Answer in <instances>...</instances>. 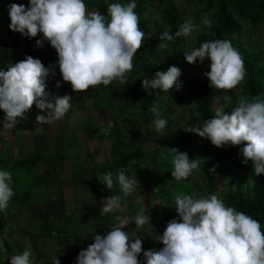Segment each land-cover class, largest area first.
<instances>
[{
    "label": "clouds",
    "instance_id": "clouds-1",
    "mask_svg": "<svg viewBox=\"0 0 264 264\" xmlns=\"http://www.w3.org/2000/svg\"><path fill=\"white\" fill-rule=\"evenodd\" d=\"M136 0L127 4L110 3L106 19L98 11H89L84 0H28L27 5H8L9 29L24 37L36 38V46L45 42L58 54V68L62 81L71 85L79 94L99 85L108 86L113 81L127 84L132 71L133 58L141 49L145 34L140 28V17L134 11ZM157 20L160 17L157 15ZM202 24L209 31L212 21L204 18ZM199 29L193 19L184 21L174 34L161 33L158 45L167 49L175 38L190 37ZM185 61L190 65L208 61L209 71L203 73L211 88L224 92L237 88L246 76L241 53L230 40L216 39L202 42L198 48L185 51ZM55 66L45 67L40 59L31 55L0 69V110L5 114L0 122L5 129H12L33 106L45 114H38V125L53 124L65 117L72 96L48 91L47 80L55 76ZM181 69L170 66L167 71H157L153 78L142 79L141 87L152 95L160 89L169 93L175 87L181 90ZM61 83H56L60 88ZM219 100V98H217ZM228 103L231 96L225 95ZM155 117L154 131L163 134L167 120L162 118L160 106L154 103L149 109ZM113 124L101 128L103 135L110 134ZM187 132L209 140L217 148L239 147L242 164L252 162L256 176L264 174V94L251 101L240 95L237 106L231 111L221 105L214 108V115L187 127ZM172 155L171 176L176 181L187 180L193 171H199L200 160L190 159L187 152L168 148ZM210 171H215V165ZM104 190L119 185L122 195H109L101 201L100 215L121 209V200L137 190V181L120 169L115 179L112 172L97 177ZM12 173L0 170V212H6L15 195ZM177 216L166 223L156 243L163 247L143 250L139 232L129 236L125 231L133 221L137 229L150 224V216L143 210L135 217L117 216V223L104 234H94L93 242L82 249L76 264H264V231L261 224L250 215L227 206L217 194L193 197L175 196ZM151 225V224H150ZM143 252V261L139 259ZM10 264H34L30 247L9 258ZM52 264L60 260L52 257Z\"/></svg>",
    "mask_w": 264,
    "mask_h": 264
},
{
    "label": "trees",
    "instance_id": "trees-1",
    "mask_svg": "<svg viewBox=\"0 0 264 264\" xmlns=\"http://www.w3.org/2000/svg\"><path fill=\"white\" fill-rule=\"evenodd\" d=\"M121 1L84 0L89 11H98L104 14L106 19H109L107 6L110 3H120ZM27 3L28 0H19L17 4L27 5ZM9 4L8 0H0V69L6 70L8 68L9 59L12 58L19 62L28 55L40 59L45 67L58 60L55 49L47 58L46 52L41 51V47L36 46V39H40V35L32 38L29 48L28 46L19 47L17 45L16 34L9 29ZM122 4H126V2ZM136 5L134 11L140 17V28L146 37L141 49L133 58L134 67L128 74L127 84L122 85L118 81H113L106 87L99 85L83 92L86 98L92 99V93L98 95V104L96 106L92 99L93 110L86 113L92 120V124L89 122L88 126L85 124L86 129L84 128L82 136L87 138L90 135H96L99 140L107 138L110 140L109 146L104 152V160L91 165L92 173L98 174L99 177L110 171L115 179L120 169H123L129 176L128 168L130 167L133 177L137 181L138 195H145L147 199L145 206L148 210L146 214L157 216V230L161 234L166 223L177 216L175 196L181 194L197 198L217 194L227 206L235 207L238 211L258 220L261 224V230L264 231V174L256 176L251 161L247 165L242 164L243 157L239 154V147L224 146L217 148L209 140L187 132V128L184 129L180 126L177 118L171 115V110L175 106L181 111H186V116L192 122L190 125L192 126L198 121L211 118L214 115V108L217 106L223 105L226 110L231 111L237 106V98L240 95L251 101L253 97L264 94L263 51L249 40L250 34L248 33L255 34L264 25V0H196L197 7L192 16L197 19L202 13L210 12L211 17L208 19L212 21L211 30L205 28L202 24L203 20H194L195 24L199 25V29L190 37L175 38L173 41L167 42V49L158 47L161 43V33L168 31L170 34H174L180 25L188 19L186 12L179 7L175 0H136ZM4 10L7 11L6 14H3ZM154 12H157L160 17L158 22L154 19ZM149 27L154 28L150 33L148 32ZM241 36L244 37L245 41L240 40ZM188 38L189 40H187ZM216 39L230 40L232 46L241 53L244 60L246 76L237 88L228 92L209 86L207 78L203 76L204 72L210 70L207 59L203 64L197 62L195 65L188 64L184 59L183 53L188 49L198 48L202 42ZM185 43H188L187 48L184 46ZM45 46H48V49L52 48L48 42L44 43L43 47ZM170 66L183 68L184 75L181 74L179 77L182 84L181 90L177 91L174 87L167 93L156 89L153 90L152 95H148L141 87L142 79L153 78L157 71H167ZM225 95L231 96L230 102L226 103L223 100ZM154 103L159 104L162 118L167 120L163 134L155 137L154 135L157 133L152 125L155 117L149 111ZM186 105H189V108H186ZM32 110L33 108L22 119L18 118V123L28 122L29 118L32 117ZM91 113L93 115L96 113L103 119L110 120L113 128L109 135L105 136L101 132V128H106L108 122L100 120L99 116L98 120L96 116V120H94ZM116 113L117 115H115ZM4 115L3 111L0 110V120L3 119ZM131 115H134L135 118L130 119ZM150 127H152L151 130ZM84 132L88 135H85ZM125 133H128L129 137H126ZM14 135H17L15 127L5 129L3 123L0 122V140L4 144L5 140L13 139ZM151 140L161 143L162 146H142L144 141ZM168 148H177L181 152H187L190 159L197 158L200 160V170L193 171L198 174L196 177L198 181L192 175L187 180H174L171 176L173 164L170 161L174 154L170 153ZM5 153L6 148L2 149L0 143V155L2 154L0 156V170L9 172H12L14 164H16L22 174H32L31 170L40 159L37 153L28 154L22 160H16L12 164L3 157ZM214 165L215 171L212 172L210 169ZM142 171L148 174V180L143 185ZM243 177L245 178L243 179ZM82 181L86 182L84 178ZM89 185L90 191L98 195V201L109 195H122L118 184L111 191L104 190L102 184L98 187V191L95 190L94 184L90 182ZM141 186L143 190L140 189ZM33 187L32 190L36 191V182H34ZM23 192H27V190ZM128 199L129 197H126L121 200V210L100 215L98 227L84 236L66 233L68 231L65 225L67 220L65 214L63 215L66 217L65 221L63 220V227L57 225L61 218L53 224L50 223V219L54 218L52 215L53 207L54 209H65L59 198L46 199L38 203L30 200L29 203L23 201L22 207L18 208L16 212L20 210L32 212L27 222L30 225H36L35 229L30 232L27 230L26 223H22L21 231L23 235L28 236V241L35 253L36 240L40 238L52 239L56 241L54 256L60 260V264H76L78 256L76 245L88 246L93 242L92 236L94 234L102 235L110 230L112 224L118 222L116 217L121 211L130 214L141 206V201L131 202ZM128 201L132 203L130 206ZM133 204H135L134 207H132ZM100 209L101 207L98 206L99 213ZM7 211L0 212V229L6 226L5 214ZM17 216L18 214L14 217ZM109 216L113 218L110 219ZM69 237L73 240L72 247L65 245ZM153 241L154 239H150L148 243ZM3 242L6 251L12 255L14 251L11 252L9 242L5 238ZM16 247L18 253L21 246ZM6 256L7 264H10V255ZM41 264H52V259H43Z\"/></svg>",
    "mask_w": 264,
    "mask_h": 264
},
{
    "label": "rangeland",
    "instance_id": "rangeland-1",
    "mask_svg": "<svg viewBox=\"0 0 264 264\" xmlns=\"http://www.w3.org/2000/svg\"><path fill=\"white\" fill-rule=\"evenodd\" d=\"M124 2H126L127 4L129 0H123L120 3L122 4ZM175 2L178 3L179 7L186 12L188 19L200 21L203 20L204 18L211 17L210 12L202 13L201 16H199V18L197 19H195L192 16L194 9L197 7L196 0H192V1L175 0ZM6 12L7 11L4 10L3 14H6ZM156 17H157V12H154V19L156 22H158L159 20H157ZM244 25L246 27L245 23ZM162 27L165 30V27L163 25ZM153 30L154 28L149 27L148 32L150 33ZM248 33L250 34L249 40L255 43V46L261 49L264 55V47H263L264 25L262 26V28H260L257 31V33H255L256 35L252 34L251 32ZM187 40H189V38ZM240 40L245 41L244 37L242 36L240 37ZM184 46L185 48H187L188 43H185ZM45 49H47V52L49 53L53 51V48L48 49V46ZM187 51H189V49ZM49 56L50 54L46 53V57ZM56 61L58 60H55V62ZM8 65L9 64H7V66ZM50 65H54V64L50 63L47 67H49ZM180 69H181V74L184 75L183 68ZM58 81L61 83V87L62 84L65 83L62 80H60L59 76L57 77L54 83L52 84L47 83L52 93ZM61 87L59 88L60 90ZM64 94L70 95L67 91H63L59 93V95L61 96H63ZM81 94L82 95L79 97H72V103L74 105L73 108H70L72 109V111L70 113L68 111L69 114L67 113L68 115L66 118L56 121L53 124H43L45 127L47 126L48 129H44L42 126L37 128V132L39 133L41 139H46V137L49 138V144H50L49 148H45V147L40 148L38 146L37 148H33L32 150H29L28 153H25L24 145L27 141L26 138H23L21 135H16V136L14 135L13 139L5 140V144L2 142V140H0V143L2 144V149L6 148V153L5 155H3V157H5L12 164H14L16 160H22L28 154L37 153V155L40 157L35 167L31 170L32 174L29 173L22 174L21 170L17 168L16 164H14L13 170L11 172L12 176L14 177V179L12 180L13 181L12 187L15 192V195L9 202V207H8L9 211H7V213L5 214V218L7 221L6 226L0 229V264L6 263V259H7L6 255L11 256V253L9 254V252L6 251V247L3 242V239L5 238L9 242L11 252L14 251L12 254L17 255L16 246L22 245V247L25 248L26 246L29 245V241L27 238L28 236L22 234L21 224L26 223L25 225L27 227V230L30 232L33 229H35L36 225L33 226L28 224L27 222L29 217L32 215L31 211L26 212L24 210H20L19 212H16L18 208L22 207L21 204L23 203V201L29 203L30 200L35 203L36 202L38 203L46 199H52L53 196L59 198L60 203L64 205L65 209L56 208L54 209V211L52 209V215L54 216V218L50 219V223L53 224V222H57L61 218L60 221L61 223L57 222V225L63 227L62 226L64 225L63 220L65 221V218L67 217L65 225L67 226L68 232L66 233L68 234L71 233V234H78L84 236L87 233L92 232L99 225L100 213L98 210V206L101 207L100 204L102 200L99 199L98 201V195L93 194L90 191L89 184L90 182L91 184H94L95 185L94 188L97 191L100 184L97 178L98 174L94 175L90 167L93 163L102 162L104 160L105 158L104 152L106 148L109 146L110 140L108 138L104 140H99L97 139L96 135H90L89 137L85 138L81 136L79 130H76L78 120H81L82 122L81 125H83V128L85 129H86L85 124L86 126H88L87 125L88 122L92 124L91 122L92 120H90L89 115L86 113L90 110L91 111L93 110L92 99L93 102H95L96 106L98 104V95L96 96L95 94L92 93L93 96L91 99V98H84L83 92ZM186 108H189V105H186ZM171 111H172L171 115L177 118L178 124L180 126H182L184 129L190 127L192 122L187 118L186 111H181L180 108L176 106ZM91 114L94 120L96 119L98 120V116H99L98 114L96 113H94V115L93 113ZM115 115H117V113ZM95 116L97 117L96 119ZM131 118L134 119L135 116L131 115L130 119ZM101 119L104 120L106 123L110 121L108 119H103L102 117H100V120ZM64 120H67V122ZM151 128L152 127H150L149 129L151 130ZM84 134L88 135L85 132ZM156 135H160V134L157 133L154 135V137ZM125 136L129 137V134L125 133ZM39 142L40 141L38 140V143ZM75 144L77 145L75 147H72ZM154 145L162 146L161 143L155 142L154 140L144 141V143L142 144V146H148V147H152ZM0 156H2V154ZM170 161L172 162V159H170ZM59 162L61 163L59 164ZM128 169L130 174L129 177L134 179L130 167ZM142 173L144 174L141 175V179L143 181L142 185H143L144 182L148 180V174L144 173L143 171ZM197 175L198 174L195 172L192 173V177L197 179L198 181V178H196ZM83 178L84 181L86 182L82 181ZM244 178L245 177H243V179ZM50 179L53 181L52 185H50L49 183ZM34 182H36L37 184L36 191L32 190L34 188L33 187ZM140 189L143 190V187L141 186ZM25 190H27L29 194H27V192H23ZM137 191H139V189H137L131 196H129V199L131 200V202L141 201V206H139V208H137L136 210H133L130 214L121 211L118 216L133 218L138 213H140L141 210H143L144 215L150 216L151 225L146 224L143 227L137 229L133 221L129 226H127L123 230L128 231L129 236H131L133 232H139L138 235L141 234L142 236H144L142 243L143 250H149L152 248L158 250L159 248L163 247L162 244L156 243L155 241L148 243L150 239L155 240L157 234H161L157 230V222H158L157 216L146 214V211L148 210L147 206H145L147 203V199L145 195L143 196L138 195ZM131 202H129V206L130 204H132ZM134 206L135 204L132 205V207ZM14 214L15 215L18 214V216L14 217L15 216ZM64 214L66 217L63 216ZM108 218L111 219L113 217L109 216ZM52 234H54L53 231ZM42 240H43V244L41 246L40 243H38V240H36L35 242L40 247L41 249L40 251L43 253V257L47 259H52V257L55 255L54 250L56 249V241L47 238H42ZM65 245H67V247L70 246L72 247L73 240L69 237ZM76 247L77 249H79L80 252V250H82V247L84 249L87 246H83L80 244V245H76ZM139 259L141 260V262L143 261V252L140 254Z\"/></svg>",
    "mask_w": 264,
    "mask_h": 264
},
{
    "label": "crops",
    "instance_id": "crops-1",
    "mask_svg": "<svg viewBox=\"0 0 264 264\" xmlns=\"http://www.w3.org/2000/svg\"><path fill=\"white\" fill-rule=\"evenodd\" d=\"M18 1L19 0H8V3H18ZM46 48V46L45 47H41V51H43V52H46L47 54H51L52 52H47V50L45 49ZM54 50V49H53ZM45 53V54H46ZM50 57V56H49ZM48 58V57H47ZM16 62V60L15 59H9L8 60V62H7V64H9L8 65V67L11 65V63H15ZM53 64L55 65V76H50L49 78H48V80H47V83H49V84H52V83H54L55 82V80L57 79V77L59 76V78H60V80H62V77H61V74H60V72H59V68H58V63H57V61L55 62H53ZM48 91L50 92V93H52V91H51V89L48 87ZM63 91H67L72 97H79V96H81L82 94L81 93H79V94H75V93H73L72 92V89H71V85L69 84V83H64V84H62V87H61V90L58 88H54L53 89V94H59V93H61V92H63ZM83 97H84V94H83ZM84 98H86V97H84ZM90 98V97H89ZM71 105H72V107L71 108H73V103H72V100H71ZM72 111V109H70L69 110V113ZM68 113V114H69ZM38 114H45V113H43L41 110H39V109H37L36 107H35V105L33 106V110H32V117L31 118H29V120H28V122H23V123H18L16 126H15V131H16V134L17 135H21L23 138H26V143H25V145H24V151H25V153H27V152H29V150H32L33 148H37L38 146L40 147V148H49L50 147V144H49V138L48 137H46V139H41V137H40V135H39V133L37 132V128L38 127H40V126H42L44 129H48V127L46 126H44V125H38V124H36L35 123V119H36V116L38 115ZM68 114H66L65 115V117L64 118H66L67 117V115ZM63 118V119H64ZM64 121H66L67 122V120H64ZM81 120H78V124H77V129L76 130H79V132H80V134H81V136H82V134H83V131H84V128H83V125H81ZM38 125V126H37ZM38 140L40 141L39 143H38ZM77 144H75L74 146H72V147H75ZM16 152V151H15ZM24 153V152H23ZM61 162H59V164H60ZM55 178V177H54ZM49 183H50V185H52L53 184V181L50 179V181H49ZM53 199H56L57 197H55V196H53L52 197ZM58 199V198H57ZM52 209H54V207L52 208ZM38 243H40V246L43 244V240H42V238H40V239H38ZM35 245H36V253L35 252H33V249L31 248V245H30V243H29V245L28 246H26V247H30V249H31V252L33 253L32 254V259L34 260V264H41V261L43 260V259H47V258H45V257H43V253L40 251L41 249H40V247L37 245V243H35ZM21 246V250L19 251V253H17V254H20V253H22L24 250H25V248L24 247H22V245H20ZM82 249H83V247H82ZM81 251V250H80ZM77 252L79 253V249H77ZM39 253V254H38ZM40 255V256H38V255ZM13 256V254L10 256V257H12ZM40 259V260H39ZM5 264H7V259H6V263Z\"/></svg>",
    "mask_w": 264,
    "mask_h": 264
},
{
    "label": "built area",
    "instance_id": "built-area-1",
    "mask_svg": "<svg viewBox=\"0 0 264 264\" xmlns=\"http://www.w3.org/2000/svg\"><path fill=\"white\" fill-rule=\"evenodd\" d=\"M15 34H16L17 45L19 47H26V46H28V48L31 47L32 38L24 37L20 33H15Z\"/></svg>",
    "mask_w": 264,
    "mask_h": 264
},
{
    "label": "bare ground",
    "instance_id": "bare-ground-1",
    "mask_svg": "<svg viewBox=\"0 0 264 264\" xmlns=\"http://www.w3.org/2000/svg\"><path fill=\"white\" fill-rule=\"evenodd\" d=\"M213 168V167H212ZM134 169V168H133ZM152 202H153V200H152ZM156 207H158V206H156ZM155 207V208H156ZM160 207V206H159ZM80 212V211H79ZM159 212V211H158ZM38 213V212H37ZM64 213V212H63ZM76 213V212H75ZM160 213H162V212H160ZM77 214V213H76ZM157 214V213H156ZM76 217V216H75ZM152 218V217H151ZM89 222V221H88ZM67 225H69V224H67ZM72 225V224H71ZM29 227V226H28ZM65 232V231H64Z\"/></svg>",
    "mask_w": 264,
    "mask_h": 264
}]
</instances>
